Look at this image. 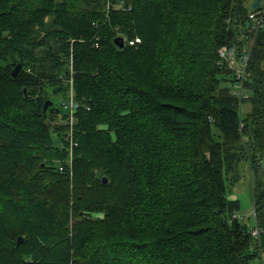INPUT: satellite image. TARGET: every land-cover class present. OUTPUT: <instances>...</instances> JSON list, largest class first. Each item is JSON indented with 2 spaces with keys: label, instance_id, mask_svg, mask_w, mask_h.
Wrapping results in <instances>:
<instances>
[{
  "label": "trees",
  "instance_id": "1",
  "mask_svg": "<svg viewBox=\"0 0 264 264\" xmlns=\"http://www.w3.org/2000/svg\"><path fill=\"white\" fill-rule=\"evenodd\" d=\"M106 1L0 0V264H264V29L245 112L219 53L254 0ZM70 77L71 163L69 113L43 110ZM242 156L259 242L227 196Z\"/></svg>",
  "mask_w": 264,
  "mask_h": 264
},
{
  "label": "built area",
  "instance_id": "2",
  "mask_svg": "<svg viewBox=\"0 0 264 264\" xmlns=\"http://www.w3.org/2000/svg\"><path fill=\"white\" fill-rule=\"evenodd\" d=\"M106 5L108 9L107 14H109V10L112 7H116L117 9L120 10H126L131 8L127 6L125 0H115V1L107 0ZM249 19L250 22H252L251 29L253 31V38L250 41L249 46L244 50V53L240 57H237L235 53L234 52L231 53L227 49V47H222L219 50L221 63L223 64L226 63L229 68L234 70L235 82L233 84V93L238 98L240 110H242L244 101L250 97V93L246 90L245 87V83L247 81V67H248L250 54L255 43L256 36L262 29H264V0H261L260 5L249 14ZM119 36L123 37L125 45L134 46L141 42V37L139 36H135L132 38H129L127 36H122L121 34ZM96 45L98 46V43H96ZM236 57L238 58V60H240L239 65L236 64L235 61ZM68 83H69V98L67 99V101L63 100L61 106H63L64 108H68V113H69V121H68L69 129L67 131L66 136L69 140V151H70L69 161L71 163L72 151L73 148L77 145L76 141L74 140V132H75L74 126L76 124L74 113L76 111V107H75L76 103H75L73 78H69ZM252 233L258 239L259 242L261 231L259 230L256 221L252 229ZM261 263H262V259H261Z\"/></svg>",
  "mask_w": 264,
  "mask_h": 264
},
{
  "label": "rangeland",
  "instance_id": "3",
  "mask_svg": "<svg viewBox=\"0 0 264 264\" xmlns=\"http://www.w3.org/2000/svg\"><path fill=\"white\" fill-rule=\"evenodd\" d=\"M113 9L117 10L116 7L111 8V10ZM106 10L108 11L107 5ZM108 16L109 14H106V17ZM95 47H100V45H96ZM235 61L236 64L239 65L240 60H238L237 57ZM71 75H73L72 67ZM51 90L53 92L52 95H54V105L59 106L64 113H67L68 108H64L63 106H61V104L63 100L67 101V99L69 98V88H66L62 92L55 94L53 86H47V92L50 93ZM249 106L250 105L248 103H243L242 111L245 112V110H247ZM228 177L231 183L229 185L230 191L228 192L227 196L230 199H238L240 201L241 209L238 212V216L243 220V222H245L250 228H252L255 225V218L253 212L252 175L250 172L249 163L244 158V156H242L238 161L233 163V167L229 169ZM253 264H261V259L257 258L253 262Z\"/></svg>",
  "mask_w": 264,
  "mask_h": 264
},
{
  "label": "water",
  "instance_id": "4",
  "mask_svg": "<svg viewBox=\"0 0 264 264\" xmlns=\"http://www.w3.org/2000/svg\"><path fill=\"white\" fill-rule=\"evenodd\" d=\"M261 3V0H254L253 4H252V8H257ZM252 26V22H250L249 24V27L251 28ZM114 43L117 47L119 48H124L125 47V43H124V40H123V37L121 36H117L114 40ZM23 69V64L22 63H18L14 69L12 70V75L14 77H17L21 71ZM63 86H60L56 89H54V93L55 94H58L60 93L62 90H63ZM24 92L25 94L27 95V90L24 89ZM78 104L75 105V107L77 108ZM43 110L44 112H46L47 110H49L51 113L53 112H56V113H60L61 109L59 106H55L54 105V101L53 99H46L45 102H44V105H43ZM60 140L59 139H55V142H54V146H56L57 144H59ZM107 182V179L106 177L104 178V183ZM23 239L24 237L23 236H19L18 239H17V245H20L22 242H23Z\"/></svg>",
  "mask_w": 264,
  "mask_h": 264
},
{
  "label": "flooded vegetation",
  "instance_id": "5",
  "mask_svg": "<svg viewBox=\"0 0 264 264\" xmlns=\"http://www.w3.org/2000/svg\"><path fill=\"white\" fill-rule=\"evenodd\" d=\"M56 106V105H55Z\"/></svg>",
  "mask_w": 264,
  "mask_h": 264
}]
</instances>
